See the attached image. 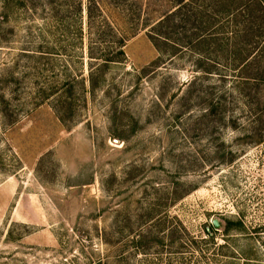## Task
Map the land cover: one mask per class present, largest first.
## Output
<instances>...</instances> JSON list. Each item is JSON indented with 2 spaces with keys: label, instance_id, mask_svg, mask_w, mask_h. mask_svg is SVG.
<instances>
[{
  "label": "rangeland",
  "instance_id": "1",
  "mask_svg": "<svg viewBox=\"0 0 264 264\" xmlns=\"http://www.w3.org/2000/svg\"><path fill=\"white\" fill-rule=\"evenodd\" d=\"M172 5L0 0V264H264L260 11Z\"/></svg>",
  "mask_w": 264,
  "mask_h": 264
},
{
  "label": "trees",
  "instance_id": "2",
  "mask_svg": "<svg viewBox=\"0 0 264 264\" xmlns=\"http://www.w3.org/2000/svg\"><path fill=\"white\" fill-rule=\"evenodd\" d=\"M198 1H201L202 3L204 2L205 5H208L210 9H213L214 12L216 13L217 16H219L221 19H224L225 24L229 27L228 29L225 30L227 32L228 40H233L232 44L237 41V39H244L247 37V31L251 27H253L252 23L256 22L257 16L255 15V9L257 8L260 11V17L261 19L259 20L258 23H256V29L258 31V38H261L264 42V3L261 0H171L173 2L172 9L170 10H165L164 13H161L156 19H154L152 24H160L164 23L166 19H171V17H175L177 13L184 14L185 18L186 14L189 12L192 13V18L191 22L193 23L191 29H190V35H185L186 42L189 43L191 46H195L196 44H199L202 40L205 39V42H210L212 43L214 39L221 38L218 36L219 33L216 32V30L209 31L206 29L205 26L210 25V16L202 15L201 17L205 19H200V23L198 25H195V22L198 17L197 13V6ZM256 7V8H255ZM197 8V9H196ZM183 10V11H181ZM87 22L89 24V29H91V22L92 18H90L89 14L87 16ZM201 22H204V27L200 29L198 26L201 24ZM151 24V25H152ZM224 23H218L217 24V29L223 26ZM241 24V25H239ZM149 25V26H151ZM137 29L133 30L130 34L132 35L135 33ZM149 37L153 41V43L156 45L155 37H160L162 39L165 38V35H160L158 32H154L152 34L151 30H149ZM92 32V31H91ZM251 38V37H249ZM125 39L124 35H120L118 37V42L119 46L117 48V52L121 53V45L123 44V41ZM211 39V40H210ZM248 39V38H247ZM208 44V43H207ZM241 49V46H239ZM238 49V50H240ZM237 68L244 67L245 65L248 64V56L243 55L242 57L239 58V60L235 63ZM248 66V65H247ZM258 79V78H256Z\"/></svg>",
  "mask_w": 264,
  "mask_h": 264
}]
</instances>
